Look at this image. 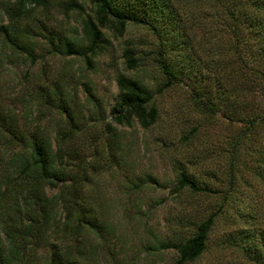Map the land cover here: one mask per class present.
Returning a JSON list of instances; mask_svg holds the SVG:
<instances>
[{"label": "rangeland", "instance_id": "obj_1", "mask_svg": "<svg viewBox=\"0 0 264 264\" xmlns=\"http://www.w3.org/2000/svg\"><path fill=\"white\" fill-rule=\"evenodd\" d=\"M14 1L0 0V23L7 20L2 6ZM156 2L169 21L156 25L167 29L170 40L159 43L153 29L131 20L121 32L105 26L89 64L54 47L65 38L84 41L80 22L93 16V0L27 4L16 24V45L0 29V102L26 135L41 129L53 141L55 130L64 128L70 157L82 161L86 180L79 196L105 229L98 236L71 226L79 240L71 252L79 264H172V248L151 247L171 237L178 228L173 218L187 209L193 218L218 210L206 250L187 264H251L234 248L220 250L215 240L234 226L228 218L236 207L264 212V178L258 174L264 168V124L245 122L264 112V8L255 0ZM126 46L137 58L132 68L122 54ZM159 50L177 82L165 84ZM119 73L135 76L152 92L157 116L149 126L111 120ZM197 97L209 98L213 109ZM7 163L1 161L0 174ZM179 168L210 191H170ZM45 191L54 196L57 185ZM50 203L45 238L14 264H48V242L61 239L62 228L60 206Z\"/></svg>", "mask_w": 264, "mask_h": 264}, {"label": "trees", "instance_id": "obj_2", "mask_svg": "<svg viewBox=\"0 0 264 264\" xmlns=\"http://www.w3.org/2000/svg\"><path fill=\"white\" fill-rule=\"evenodd\" d=\"M255 1L257 7L264 8V0ZM93 2V16L86 14L80 22L84 41L80 43L73 38H65L54 47L56 51L82 56L89 64L90 54L96 53L103 41L102 28L112 26L121 32L125 22L129 20L148 25L155 31L159 43L171 39L165 27L158 29L156 25L159 21L164 24L169 22L164 8L156 0H140L141 6L129 1ZM30 3L44 5L46 0H15L1 8V13L7 20L0 23V29L11 44L16 45L15 38L19 33L16 24L21 11ZM151 11H155L157 15ZM122 54L128 68L136 65L137 58L133 48L124 47ZM157 54L156 61L165 74V84L177 82L179 76L162 58L160 50ZM115 81L117 93L108 109L111 120L119 125H130L132 121L141 127L152 124L157 116L156 107L151 102L152 92L133 75L119 73L115 76ZM196 99L206 109H213V102L209 98ZM59 108L73 125L67 106L59 103ZM245 122L248 125L264 124V112L247 118ZM67 136L66 130L60 126L55 130L53 141L44 136L41 129L26 135L13 114L0 102V164L1 161L8 160L6 172L0 174V264L21 261L24 255L32 254V250L45 238L46 225L53 208L50 201L60 206L62 228L61 239L48 242V264H79L80 258L71 252V247L79 246V240L70 233L73 224L74 227H85L98 236L104 231L105 225L96 220L94 210L79 196L83 189L81 182L86 180L81 176L84 167L80 158L70 157L65 143ZM261 161L264 165V158ZM72 166H75V170ZM258 174L264 178V168ZM49 184L57 185L54 196H46L45 188ZM169 188L174 192L181 189L192 192L210 191L182 168L178 169L176 179ZM190 212L187 209L181 215H175L173 222L178 228H173L170 238L158 241L151 247L154 250L172 248L175 251L172 264L193 262L206 250L218 210L194 218ZM233 212L228 219L234 226L216 238L215 245L220 250L234 248L251 264H264V212L240 207H236Z\"/></svg>", "mask_w": 264, "mask_h": 264}]
</instances>
